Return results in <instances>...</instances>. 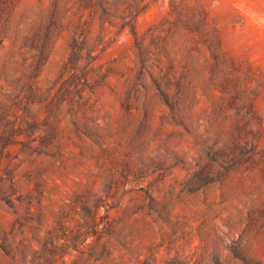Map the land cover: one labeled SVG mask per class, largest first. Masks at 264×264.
Listing matches in <instances>:
<instances>
[{"label": "rangeland", "instance_id": "1", "mask_svg": "<svg viewBox=\"0 0 264 264\" xmlns=\"http://www.w3.org/2000/svg\"><path fill=\"white\" fill-rule=\"evenodd\" d=\"M0 153V264H264V0H0Z\"/></svg>", "mask_w": 264, "mask_h": 264}, {"label": "trees", "instance_id": "2", "mask_svg": "<svg viewBox=\"0 0 264 264\" xmlns=\"http://www.w3.org/2000/svg\"><path fill=\"white\" fill-rule=\"evenodd\" d=\"M77 65H78V63H77ZM9 143H8V140H7V142H6V140H5V146L2 148V149H5L6 147H7V145H8ZM2 151V150H1ZM1 154V153H0ZM1 158L2 157H0V163H1Z\"/></svg>", "mask_w": 264, "mask_h": 264}]
</instances>
